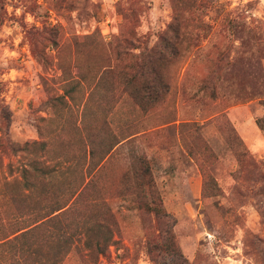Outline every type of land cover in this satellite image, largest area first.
<instances>
[{
	"label": "rangeland",
	"instance_id": "obj_1",
	"mask_svg": "<svg viewBox=\"0 0 264 264\" xmlns=\"http://www.w3.org/2000/svg\"><path fill=\"white\" fill-rule=\"evenodd\" d=\"M176 28L170 90L140 105L115 47L160 50ZM260 98L264 0H0V239L90 180L67 212L0 246V264H264V108L249 107ZM33 140L46 150L23 151ZM140 157L167 215L124 192L142 183ZM96 222L117 241L97 259L84 246Z\"/></svg>",
	"mask_w": 264,
	"mask_h": 264
},
{
	"label": "trees",
	"instance_id": "obj_2",
	"mask_svg": "<svg viewBox=\"0 0 264 264\" xmlns=\"http://www.w3.org/2000/svg\"><path fill=\"white\" fill-rule=\"evenodd\" d=\"M178 25L177 22H173L170 27L174 28ZM175 37L173 41H169L163 45V48L160 50L153 47L149 51L145 49L140 50L139 53L134 52L132 49L135 47H128L127 45H123L121 43L116 45V49L114 50L116 58L119 60L128 59V63L125 64V68H123L124 73L121 75L122 83L126 91L129 94L137 99H139L140 105L152 104L156 105L161 100L164 99L165 94L170 90V83L165 78L164 66L168 64L171 60V55L169 52L173 50L174 44L177 41L181 40V34L176 28L174 30ZM125 44H132L128 39L122 41ZM137 48V47H136ZM177 53V51H175ZM108 66V65H107ZM107 66H105L104 70H107ZM110 67V65H109ZM114 67H110L113 69ZM54 97H51L52 100ZM50 101V100H49ZM252 111H258L261 107L264 108V98H260L257 101L250 102V106ZM256 123L258 127L264 130V114L260 118H256ZM22 150L28 153L39 155L40 152L45 151L47 148L46 140H33V141H25L22 145ZM40 160L38 158L34 162L33 169L38 171V174L41 176H46L48 173H51L50 165L42 164L40 165ZM137 162H135L136 164ZM138 168L133 172V175L142 181L141 185L133 187L130 181L125 184L124 192L126 194H130L134 188L137 189L138 194L140 195V199L138 201L133 202V206L136 209L143 210L148 213H154L157 216L167 215L168 212L163 205V201L161 200L155 186L153 185V181L151 179V168L147 165V159L145 157H140L138 159V163L136 164ZM54 165L53 171L58 170V168ZM30 168H23V176L25 178V184L30 189L33 186L31 180L27 177V173ZM39 175V176H40ZM146 179V181H145ZM144 180V182H143ZM90 180H88L85 184H81L76 191L75 196L64 198L56 194L55 199H51L50 206L48 211L38 217L35 221L31 222L26 226H22L12 232L10 235L0 239V246L7 244L9 241L17 238V237H26L29 235L30 231L42 224L43 222L49 220L50 218H56L58 215L67 212V210L71 207V204L75 202L78 196L82 193V191L88 186ZM144 184V186H143ZM147 187H146V186ZM52 188V187H51ZM152 196V200L148 201L145 199L148 195ZM105 228V230H102ZM102 230V231H101ZM104 232V233H102ZM91 238L88 237L85 240L84 246L91 249L96 255V259L100 256L108 257L110 246L116 243L117 241L114 239V233L106 226L103 222H96L92 227L91 232H89ZM170 235L169 241L166 243V248L172 251V253H178L180 256H183L182 250L179 247L174 234L171 231H167ZM72 237H66L63 241L65 245L69 246V244L75 243ZM63 243V244H64ZM165 246V245H164ZM62 249L60 248L58 253H61ZM63 252V251H62ZM61 259L59 257H55L53 259L52 264H60ZM175 262V260H174Z\"/></svg>",
	"mask_w": 264,
	"mask_h": 264
}]
</instances>
